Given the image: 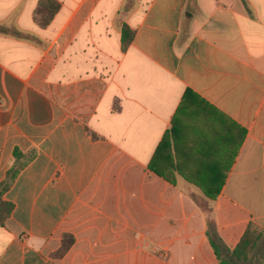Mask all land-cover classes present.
Instances as JSON below:
<instances>
[{
    "label": "crops",
    "instance_id": "1",
    "mask_svg": "<svg viewBox=\"0 0 264 264\" xmlns=\"http://www.w3.org/2000/svg\"><path fill=\"white\" fill-rule=\"evenodd\" d=\"M40 1L0 0V264H220L201 201L264 264V0Z\"/></svg>",
    "mask_w": 264,
    "mask_h": 264
},
{
    "label": "trees",
    "instance_id": "2",
    "mask_svg": "<svg viewBox=\"0 0 264 264\" xmlns=\"http://www.w3.org/2000/svg\"><path fill=\"white\" fill-rule=\"evenodd\" d=\"M61 3L57 0H41L34 14L35 23L41 28H47L51 25L57 14L61 10ZM135 31L131 29L128 25H124L122 29V44L123 50L126 51L135 38ZM1 105V98H0ZM95 137V136H94ZM165 141H163L162 146H164ZM35 154L24 155L19 150H16L15 157L16 163L13 168L8 172L6 179L0 183V226L7 227L12 219V215L15 209L13 203L5 200L6 193L12 188L17 177L25 167V159H33ZM152 167V166H151ZM154 169V168H153ZM159 173L158 171L154 170ZM160 174V173H159ZM214 198L213 195H209ZM198 202V201H197ZM200 203V202H199ZM202 205V203H201ZM203 209L209 216L208 227H209V237L215 252L219 258L220 264H240L249 262L255 253L259 242L263 238V231L254 228L252 225L249 226L247 232L245 233L243 239L233 251L228 249L224 250V245L217 232L214 220L211 217L212 209L208 206L202 205ZM72 236H66L62 249L55 255L57 257L64 256L71 245L73 244ZM222 252L229 254L225 257L222 256Z\"/></svg>",
    "mask_w": 264,
    "mask_h": 264
},
{
    "label": "rangeland",
    "instance_id": "3",
    "mask_svg": "<svg viewBox=\"0 0 264 264\" xmlns=\"http://www.w3.org/2000/svg\"><path fill=\"white\" fill-rule=\"evenodd\" d=\"M130 1H132V0H130ZM133 1H134V0H133ZM133 1H132V2H133ZM133 5H134V4H132L130 7L132 8V7H133ZM201 203H202L203 205H205V206H208V204H207V203H204V202H202V201H201Z\"/></svg>",
    "mask_w": 264,
    "mask_h": 264
}]
</instances>
